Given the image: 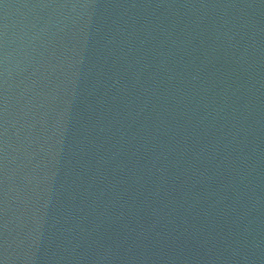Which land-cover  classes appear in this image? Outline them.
Listing matches in <instances>:
<instances>
[{"label":"water","instance_id":"obj_1","mask_svg":"<svg viewBox=\"0 0 264 264\" xmlns=\"http://www.w3.org/2000/svg\"><path fill=\"white\" fill-rule=\"evenodd\" d=\"M0 264H264V0H0Z\"/></svg>","mask_w":264,"mask_h":264}]
</instances>
